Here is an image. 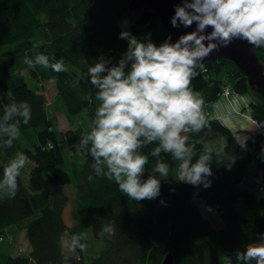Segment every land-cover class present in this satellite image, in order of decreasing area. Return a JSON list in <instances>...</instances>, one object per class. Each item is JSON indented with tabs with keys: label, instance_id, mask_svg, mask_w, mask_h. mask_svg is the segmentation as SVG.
I'll use <instances>...</instances> for the list:
<instances>
[{
	"label": "trees",
	"instance_id": "obj_1",
	"mask_svg": "<svg viewBox=\"0 0 264 264\" xmlns=\"http://www.w3.org/2000/svg\"><path fill=\"white\" fill-rule=\"evenodd\" d=\"M129 1L0 0V184L4 181V169L17 153H24L26 161L31 162L27 184L21 173L17 177L15 198L9 199L7 187H0V236L6 227L14 225L24 231L30 249L7 256L1 264H86L79 244L84 243L87 229L94 239L103 241L92 264H161L168 253L173 264H226V260H231V264H255L238 261L236 253L257 242V233H264V197L256 200L240 184L250 164L261 171L264 183L263 132L245 139L247 150L239 147L238 138L217 118L207 119L211 132L205 129L201 133L183 134L188 137L189 146L196 145L197 154L205 149L224 153L222 164L212 165L213 175L209 177L212 185L208 189L175 181L179 162L163 151L158 157L151 155L159 141L139 149L149 157L145 178L149 174L158 176L152 171L157 161L168 163L170 171L168 179L161 180L160 195L155 200L138 202L121 193L114 182L97 176L92 168L95 161L88 153L90 144L81 147L82 135L89 131V122L100 104L96 89L85 74L100 55L111 58L109 67L124 57L128 42L118 38L122 31L120 23L129 19L127 30L138 40L150 34V39L160 45L170 38L158 17L144 25L135 23L140 10L130 11ZM253 52L264 66V48L253 46ZM41 54L48 57L49 65L63 58L67 71L55 72L50 66L35 64ZM25 58L33 61L34 67L25 64ZM201 67L207 69L206 75L201 74ZM221 68L236 93L249 90L246 77L231 60L197 64L195 71L199 75L193 79L192 87L205 101L204 113L211 110V104L221 94L222 81L218 79ZM27 80L34 81L35 86L30 87ZM57 97L62 99L69 118L85 111L88 120L61 131L64 146H77L83 156L80 161H70L76 179L72 214L63 185L73 179L55 133L57 119L47 111L48 98L53 101ZM24 102L31 111L27 125L19 115ZM12 104L18 113L5 121V112ZM248 107L253 121L264 122V98L252 97ZM17 122L20 136L7 147L6 141L11 137L3 129ZM233 156L236 162L228 170L224 164ZM101 167L107 170L106 166ZM89 176L93 179L89 180ZM195 198L216 211L222 228L203 217ZM239 200L247 207L258 205L263 213L246 218L237 211ZM109 223L116 230L114 235L103 234L102 228ZM65 234L72 247L75 238H79L75 255L63 251ZM0 241L11 243L12 237H0Z\"/></svg>",
	"mask_w": 264,
	"mask_h": 264
},
{
	"label": "clouds",
	"instance_id": "obj_2",
	"mask_svg": "<svg viewBox=\"0 0 264 264\" xmlns=\"http://www.w3.org/2000/svg\"><path fill=\"white\" fill-rule=\"evenodd\" d=\"M170 23L173 28H190L195 23L196 28L175 43L166 39L160 45L150 39V34L138 40L130 31L122 30L118 38L128 42L124 58L109 67L111 58L100 55L85 74L96 89L100 104L89 122V131L82 135L81 147L90 144L88 153L95 161L92 168L97 176L114 182L121 193L137 202L155 200L160 195L161 180L169 177L170 165L157 161L152 171L158 176L149 174L145 178L149 157L139 149L156 141L159 144L152 149V156L158 157L163 151L179 162L175 181L193 187L202 185L204 189L211 187L212 165L222 164L224 153L205 149L197 154L196 145L189 146L188 137L183 135L201 133L205 129L212 131L203 110L205 101L192 87L193 79L199 75L195 71L197 61H203L218 48L215 41L226 46L239 38L256 48H264V0H184L182 5L175 6ZM209 28L211 31L206 32ZM129 61L130 69L126 73ZM24 63L34 67L33 61L27 58ZM35 64L50 66L55 72L67 71L63 58L49 65L48 57L41 54L36 57ZM21 107L23 111L19 115L27 125L31 111L27 102ZM17 113L16 105L12 104L4 120H10ZM18 124L3 129L11 137L6 141L7 147L20 136ZM256 128L264 129V122H257ZM237 142L241 149L247 150L245 139ZM261 153L264 162V148ZM27 159L24 153H17L4 169L0 187H7L9 199L17 195V177ZM235 162L233 156L224 165L231 170ZM102 165L106 166V171ZM161 204L166 206L163 200ZM207 211L212 212L213 208L207 206ZM102 231L114 235L116 230L109 223ZM256 236L260 242L249 243L243 251H237L238 261L264 264V233ZM78 240L75 238L74 247ZM86 247V244H79L81 252ZM226 264H231V260H226Z\"/></svg>",
	"mask_w": 264,
	"mask_h": 264
},
{
	"label": "rangeland",
	"instance_id": "obj_3",
	"mask_svg": "<svg viewBox=\"0 0 264 264\" xmlns=\"http://www.w3.org/2000/svg\"><path fill=\"white\" fill-rule=\"evenodd\" d=\"M130 22L131 21L129 19L122 21L120 23L122 29L127 30ZM130 64H131L130 61L126 63L125 72L129 71ZM222 69H220V71L218 72V77L223 76V71L225 69L223 71H222ZM23 73L26 77V70H24ZM224 80H226V78H224ZM32 83H34V82H32ZM232 95H238L244 99H247V97H251V100H252V97H253V99L255 97L256 98L258 97V94L255 92L253 93L252 89H249L248 92L244 93V94H238V93L232 92L230 97H225L228 100L229 105L232 107H234V102H232V100H231ZM46 103H47L48 113L50 115L56 117V119H57V126L55 128V133L57 136V140L60 142V145L64 151L65 160H66V163L68 165V171L70 172L72 179H73L72 183L63 185L64 191L68 194V196L70 198L68 207H69L70 212H71L74 209V205H75L73 198H74V188H75V184H76V179H74V177H73L74 176V172H73L74 170L72 169L70 161L71 160L80 161L83 159L82 158L83 156L80 155L79 148L77 146H72L70 148H66L64 146V144L62 143L61 131H65L68 128H74L77 124L83 123L84 121L88 122L87 114L85 111H83L80 116H78V117L75 116L72 119L69 118L64 112L65 106H64V103L60 97L53 99V101L49 100V98H48V101H46ZM234 111L236 112V115L238 118L239 117L245 118V116L248 112V110L246 108H237V110L234 109ZM208 114H209V112L207 111V113L205 114L206 117L208 116ZM210 146H212V144H210ZM26 169L22 168L20 170V173L22 172L21 176H22L25 184H27V182H28V174L25 172ZM262 180L263 179L261 176V171L257 170L255 168V166H253V168L249 169L248 174L242 179L240 187L242 189H247L250 192H252L255 196V199L258 200L260 197H262L264 195V188H263L264 183ZM71 191H72V193L70 194ZM197 203H198V205H200L202 213L205 216V218L208 219L212 225H214L215 227H222L223 226L221 219L219 218V216L217 215V213L214 209L212 212H208L206 204H203L202 201L197 202ZM237 211L245 217L253 218L256 215V213L260 212V208L258 207V205L255 207H247L243 203L242 200H239L237 203ZM19 231L20 230H18V228H16L14 225H11V226H8L5 228L4 233H3V237L5 238L7 236H11L12 242L8 244V242H6V241H0V264L3 263V261L7 257V254H9V252L7 250L11 251L14 248L18 249V247L23 246L24 240L21 237H19ZM103 234L104 235H110V234H107L105 232ZM84 239L85 240H84L83 244H86L87 247L82 252L83 260L86 264H92V260L95 256V254L103 247V241L101 238H95L94 239L91 231L88 229L84 235ZM63 242H64V246H65V251L68 252L69 254H71L72 252L74 253L75 248L72 247V245H71L70 241L68 240V237L66 236V234H65V237L63 239ZM258 242H260V241H258ZM69 247H71L72 250H70ZM16 252H17V254H19V253H25L28 251H26V249H19V251L18 250L13 251L12 256H14L13 254H16ZM76 253L77 252L75 251V254Z\"/></svg>",
	"mask_w": 264,
	"mask_h": 264
},
{
	"label": "water",
	"instance_id": "obj_4",
	"mask_svg": "<svg viewBox=\"0 0 264 264\" xmlns=\"http://www.w3.org/2000/svg\"><path fill=\"white\" fill-rule=\"evenodd\" d=\"M184 0H130L128 8L132 10H140L135 23L145 24L153 18L158 17L162 25L167 29L170 42L175 43L182 35L194 31L195 23L190 28H173L170 20L174 14L176 5H182ZM211 29H206L210 32ZM208 41H205L207 45ZM218 48L213 50L203 61H197V64L204 62H212L218 58L229 59L238 66L247 76L248 87L264 98V66L258 56L253 52V45L247 41L234 38L226 46L219 41H215ZM161 264H173V257L168 253Z\"/></svg>",
	"mask_w": 264,
	"mask_h": 264
},
{
	"label": "crops",
	"instance_id": "obj_5",
	"mask_svg": "<svg viewBox=\"0 0 264 264\" xmlns=\"http://www.w3.org/2000/svg\"><path fill=\"white\" fill-rule=\"evenodd\" d=\"M231 97H234V96H231ZM238 97L232 98V102H234V107L229 105V102L226 98L224 97L219 98L212 105V109L210 110L209 114L211 118H218L222 123H224L228 128H230V130L233 132V134L238 139H246L249 136L253 135L254 133L258 132L259 129L256 128L255 122L252 120V117H251V111H249L248 109V106L251 102V97H247V99L241 98V96L239 98ZM237 108H246L248 110L245 118L237 117L236 112L234 111V109L237 110ZM29 163H30L29 161H26L23 167L25 169L27 168L25 171L27 174L31 166V163L30 164ZM71 193L72 191L70 192V194ZM19 237H21L24 240L23 246L18 247V249L14 248L11 251L7 250L9 252L7 256L9 255L11 256L13 251H16V250L19 251V249H26V251H29L30 247L25 237L24 231H19ZM62 248L66 254L75 255V251L74 253L72 252L71 254L65 251V246H64L63 241H62ZM69 248L70 250H72L71 247ZM16 254H13V255H16Z\"/></svg>",
	"mask_w": 264,
	"mask_h": 264
},
{
	"label": "bare ground",
	"instance_id": "obj_6",
	"mask_svg": "<svg viewBox=\"0 0 264 264\" xmlns=\"http://www.w3.org/2000/svg\"><path fill=\"white\" fill-rule=\"evenodd\" d=\"M123 30V29H122ZM218 59H225V58H218ZM217 59V60H218ZM238 67V66H237ZM222 69V68H221ZM238 69L243 73V71L238 67ZM207 71V69L205 70V71H202L201 72V74H203V75H206V72ZM222 71H223V69H222ZM243 75L246 77V79H247V76L243 73ZM227 73L225 72V70L223 71V76L222 77H218V79L219 80H221L222 81V84H221V94H220V96H219V98H225V97H230V95L232 94V92H235L233 89H232V83L230 82V80L227 78ZM224 78H226V80H224ZM34 82V81H33ZM27 84L30 86V87H33V86H35V84L34 83H32V81L30 80H27ZM247 85H248V79H247ZM249 86V85H248ZM229 89V94L228 95H225L224 94V89ZM236 93V92H235ZM232 96H234V97H231V100H232V98H236V97H238V95H232ZM240 97V96H239ZM238 97V98H239ZM218 98V99H219ZM217 99V100H218ZM216 100V101H217ZM215 101V102H216ZM215 102H213L212 104H211V106L215 103ZM211 109H212V107H211ZM248 109H249V111H251V108H249L248 107ZM208 112H210L209 110H208ZM206 113H207V111H206ZM205 113V114H206ZM208 118H211V116H210V114H208V117H207V119ZM218 119V118H217ZM254 122H255V125H257V122L254 120ZM259 132H263L264 133V130H262V129H259V131H258V133ZM257 133V132H256ZM264 135V134H263ZM250 137V136H249ZM248 168L250 169V168H253V164L251 165H249L248 166ZM263 197H264V195H263ZM202 201V199H200V198H195V203H196V205L198 206V208L200 209V211H201V213H202V210H201V207H200V205H198V203L197 202H201ZM202 203L203 204H205V202H203L202 201ZM207 205V204H206ZM208 206V205H207ZM263 212L260 210V212H258V213H256V215L258 214V215H261ZM71 214H72V211H71ZM202 215H203V213H202ZM256 215L253 217V218H255L256 217ZM72 217V216H71ZM203 217L205 218V216L203 215ZM246 218H248V217H246ZM253 218H251V219H253ZM220 228H222V227H220ZM219 228V229H220ZM0 237H2V238H4L3 237V234L0 236ZM7 237H9V236H7ZM64 237H65V235L62 237V241H63V239H64ZM6 238V237H5ZM259 240H257V242H258ZM259 243V242H258Z\"/></svg>",
	"mask_w": 264,
	"mask_h": 264
},
{
	"label": "built area",
	"instance_id": "obj_7",
	"mask_svg": "<svg viewBox=\"0 0 264 264\" xmlns=\"http://www.w3.org/2000/svg\"><path fill=\"white\" fill-rule=\"evenodd\" d=\"M201 68H203L202 71H205L206 70V68H204V67H201ZM224 94L225 95H228L229 94V89H227V88L224 89ZM48 147L49 148H53V145L52 144H48Z\"/></svg>",
	"mask_w": 264,
	"mask_h": 264
}]
</instances>
